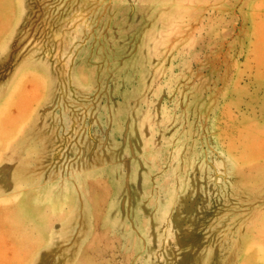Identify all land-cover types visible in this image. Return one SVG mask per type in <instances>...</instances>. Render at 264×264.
<instances>
[{"label": "rangeland", "instance_id": "rangeland-1", "mask_svg": "<svg viewBox=\"0 0 264 264\" xmlns=\"http://www.w3.org/2000/svg\"><path fill=\"white\" fill-rule=\"evenodd\" d=\"M13 145L81 187L36 264H264V0H0Z\"/></svg>", "mask_w": 264, "mask_h": 264}, {"label": "crops", "instance_id": "crops-1", "mask_svg": "<svg viewBox=\"0 0 264 264\" xmlns=\"http://www.w3.org/2000/svg\"><path fill=\"white\" fill-rule=\"evenodd\" d=\"M13 151L14 145L0 158V264H36L52 240L51 225L62 227L72 216L81 187L63 197L58 183L32 178L16 182L13 161L17 154ZM79 194L81 201L83 195Z\"/></svg>", "mask_w": 264, "mask_h": 264}]
</instances>
